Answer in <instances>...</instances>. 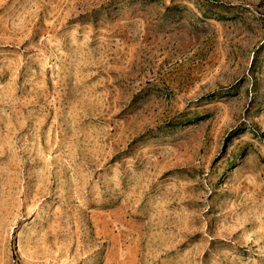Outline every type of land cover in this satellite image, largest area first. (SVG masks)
<instances>
[{"label":"rangeland","instance_id":"obj_1","mask_svg":"<svg viewBox=\"0 0 264 264\" xmlns=\"http://www.w3.org/2000/svg\"><path fill=\"white\" fill-rule=\"evenodd\" d=\"M0 264H264V0H0Z\"/></svg>","mask_w":264,"mask_h":264}]
</instances>
